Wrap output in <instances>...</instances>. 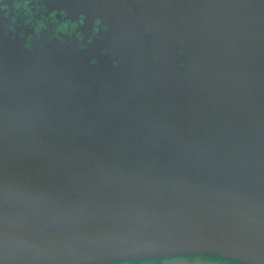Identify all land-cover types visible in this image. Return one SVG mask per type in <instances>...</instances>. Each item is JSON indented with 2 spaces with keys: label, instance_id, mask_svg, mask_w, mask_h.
Wrapping results in <instances>:
<instances>
[{
  "label": "water",
  "instance_id": "95a60500",
  "mask_svg": "<svg viewBox=\"0 0 264 264\" xmlns=\"http://www.w3.org/2000/svg\"><path fill=\"white\" fill-rule=\"evenodd\" d=\"M42 1L0 2V264H264V0Z\"/></svg>",
  "mask_w": 264,
  "mask_h": 264
},
{
  "label": "flooded vegetation",
  "instance_id": "af4514ba",
  "mask_svg": "<svg viewBox=\"0 0 264 264\" xmlns=\"http://www.w3.org/2000/svg\"><path fill=\"white\" fill-rule=\"evenodd\" d=\"M0 2L3 3L4 0H0ZM8 3H10V1H8ZM29 4H30V7L28 6ZM14 8L19 10V11H22V12L28 14L29 16H31L32 18H34L35 15L39 12L45 13L46 6L44 4V1H42V0H16V2L14 4ZM34 11H36V12H34ZM47 19L48 18H44L40 21L43 22V21H46ZM51 20L53 23L59 24V22L56 21L55 18H51ZM36 22H38V19H36ZM62 23H64V21H62ZM62 23L60 24L59 29L65 28V26Z\"/></svg>",
  "mask_w": 264,
  "mask_h": 264
},
{
  "label": "trees",
  "instance_id": "16d2710c",
  "mask_svg": "<svg viewBox=\"0 0 264 264\" xmlns=\"http://www.w3.org/2000/svg\"><path fill=\"white\" fill-rule=\"evenodd\" d=\"M212 258H214L215 260H217L218 262H221V263L242 264V263H238L235 261H231L228 259L215 257V256H187V257H179V258L165 259V260H147V261H138V262H124V263H127V264H163L166 261H172V260H176V259H186L187 261H190L193 263L196 260L205 261V260H212ZM124 263H116V264H124Z\"/></svg>",
  "mask_w": 264,
  "mask_h": 264
},
{
  "label": "rangeland",
  "instance_id": "374dc122",
  "mask_svg": "<svg viewBox=\"0 0 264 264\" xmlns=\"http://www.w3.org/2000/svg\"><path fill=\"white\" fill-rule=\"evenodd\" d=\"M124 264H127V263H124ZM163 264H226V263L218 262L217 260L212 258V260H205V261L196 260L193 263L190 261H187L186 259H176L172 261H166Z\"/></svg>",
  "mask_w": 264,
  "mask_h": 264
}]
</instances>
